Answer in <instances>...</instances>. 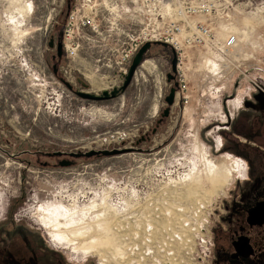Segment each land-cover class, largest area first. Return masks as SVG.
Returning <instances> with one entry per match:
<instances>
[{"label":"rangeland","instance_id":"obj_1","mask_svg":"<svg viewBox=\"0 0 264 264\" xmlns=\"http://www.w3.org/2000/svg\"><path fill=\"white\" fill-rule=\"evenodd\" d=\"M254 1V14L235 19L237 28L250 32L239 59L243 65L223 71L228 79L208 77L191 86L188 104L174 101L163 118L168 107L164 98L174 86V79L166 78L172 59L168 47L152 45L117 98L82 100L62 81L74 90L100 95V84L114 72L100 69L98 75L84 77L83 68L96 56L85 50L74 61L64 54L52 61L48 41L61 40L73 0H0V209L16 206L24 224L39 229L42 247L63 255L69 264H96V254L83 259L77 244L69 243L71 227L79 230L80 214L94 193L115 191L117 184L122 190L151 180L166 185L171 181L177 186L168 189L178 193L183 205L193 207V222L210 231L244 167L221 131L228 115L240 111L244 95L259 92L264 97V0ZM25 4L30 10L23 15L19 8ZM200 74H194L196 80ZM122 82L116 81L115 87ZM195 138L211 158L198 155ZM113 149L125 152L76 159L70 167H60L61 159L52 156ZM181 176L190 188L172 182ZM30 215L39 218L61 248L49 243Z\"/></svg>","mask_w":264,"mask_h":264},{"label":"built area","instance_id":"obj_2","mask_svg":"<svg viewBox=\"0 0 264 264\" xmlns=\"http://www.w3.org/2000/svg\"><path fill=\"white\" fill-rule=\"evenodd\" d=\"M253 2L73 0L62 25V52L71 61L82 50L96 53L81 74L90 78L100 69L113 71L100 84L101 93L119 87L116 81H124L143 45H165L176 59L174 86L167 92L174 88V101L185 106L191 86L203 84L208 77L228 79L223 71L243 65L239 59L249 35L241 34L235 19L242 13L254 14ZM196 73H202L198 80ZM148 182L122 190L117 184L107 195L109 211L102 235L109 245L96 253V264H208L210 231L201 229L196 219L193 222V207L183 205L178 193L168 189L177 185Z\"/></svg>","mask_w":264,"mask_h":264},{"label":"flooded vegetation","instance_id":"obj_3","mask_svg":"<svg viewBox=\"0 0 264 264\" xmlns=\"http://www.w3.org/2000/svg\"><path fill=\"white\" fill-rule=\"evenodd\" d=\"M49 43L51 46L48 47L54 51L52 61H60L63 58L62 48L59 55L56 51L60 38H50ZM52 73L58 74L56 66L52 67ZM69 86L73 93L83 92ZM239 108L240 111L233 116L228 115L221 134L224 142L231 145V152L242 160L243 173L227 191L221 213L210 230L208 264H264L263 94L252 92L244 95ZM195 141L201 154L211 158L204 145L197 138ZM63 154L54 156L61 159L58 165L72 166L76 158ZM23 217L16 214V206H4L0 209V264H69L63 255L49 253L47 248L45 250L42 247L39 229L24 224ZM32 219L44 230L49 243L60 247L41 225L39 218ZM42 240L46 243V240Z\"/></svg>","mask_w":264,"mask_h":264},{"label":"bare ground","instance_id":"obj_4","mask_svg":"<svg viewBox=\"0 0 264 264\" xmlns=\"http://www.w3.org/2000/svg\"><path fill=\"white\" fill-rule=\"evenodd\" d=\"M29 10H30V7L28 6V4L22 5L19 8V11L23 15L28 14ZM243 33L245 34V36L247 35L245 32L241 31V34L244 36ZM174 181H177V183L179 182L180 184H187L188 187L189 186L191 187V184L185 183L182 176L178 177L176 180H173L172 182H174ZM174 183H176V182H174ZM109 194H110V192H106V195L100 196V193H94L93 198L90 199L88 202H86L85 211L82 214H80L82 223L80 225L79 230L77 231L76 230L77 228L74 227L76 225L71 227L72 232L69 235V243L70 244H72V243L77 244V246H76L77 254H81L83 259L86 258V256L90 257L91 255H95L99 251L100 248L109 245V239L105 238L102 235L104 232V229H105V224L107 222L106 220H104V215H105V213H107L109 211V207L107 206V203H106V197H107V195L109 196ZM61 216H62V214H61ZM61 216H59L60 220L62 219V218H60ZM65 220H67V219H65ZM71 223H72V221H71ZM58 226H60V225H58Z\"/></svg>","mask_w":264,"mask_h":264},{"label":"water","instance_id":"obj_5","mask_svg":"<svg viewBox=\"0 0 264 264\" xmlns=\"http://www.w3.org/2000/svg\"><path fill=\"white\" fill-rule=\"evenodd\" d=\"M68 9H69V7L67 8V10ZM48 46L50 47L51 44L49 43ZM162 46L166 47L165 45H162ZM149 48H150V44L147 43V44L143 45L138 50V52L135 54V56L131 62V65L128 69V72H127L126 76L124 77V81L120 87L114 88L110 92L102 91L100 93V95H94V94H90L88 92H78L77 91L74 93L75 96L79 97L82 100H88V101H93V102H103V101H108V100H112V99L117 98L119 95L123 94L125 92V90L127 89V87L130 85L136 69L141 64L142 58H143L144 54L149 50ZM56 51H57V54L59 55L61 52V44L60 43H57ZM175 64H176V59H175L174 54L172 53V59H171V63H170L171 73H168L166 76L167 82H171L174 79L173 74L175 73ZM62 83L68 89H70V86L67 83H65L63 81H62ZM81 85H82V87H85L84 84H81ZM164 101L168 107L162 113L163 118L167 117L169 115V108L174 105V88H171L169 90V93L164 98ZM124 152H125L124 150L113 149L110 151L100 150V151H88L85 153H79V152L70 153V154H68V156L71 158H76V159L77 158H87L88 159L91 157H102V156L112 157V156L122 154ZM62 155H64V154L61 152H56V153L52 154V156H62Z\"/></svg>","mask_w":264,"mask_h":264},{"label":"crops","instance_id":"obj_6","mask_svg":"<svg viewBox=\"0 0 264 264\" xmlns=\"http://www.w3.org/2000/svg\"><path fill=\"white\" fill-rule=\"evenodd\" d=\"M193 111H194V109H193ZM197 153H198V155H199V154H201V151H199V152H197Z\"/></svg>","mask_w":264,"mask_h":264}]
</instances>
